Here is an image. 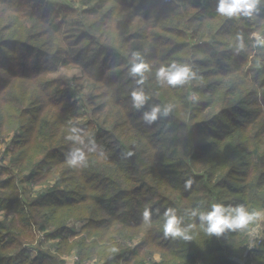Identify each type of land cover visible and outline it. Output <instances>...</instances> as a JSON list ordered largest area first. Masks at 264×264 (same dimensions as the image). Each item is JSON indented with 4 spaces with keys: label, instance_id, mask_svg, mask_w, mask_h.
Returning a JSON list of instances; mask_svg holds the SVG:
<instances>
[{
    "label": "trees",
    "instance_id": "16d2710c",
    "mask_svg": "<svg viewBox=\"0 0 264 264\" xmlns=\"http://www.w3.org/2000/svg\"><path fill=\"white\" fill-rule=\"evenodd\" d=\"M136 1L78 0V8H66L0 0V97L14 108L21 131L11 143L18 146L13 167L34 178L47 166L45 174L57 176L36 200H25V218L49 240L82 234L72 252L83 264L95 257L101 264H237L243 256L264 264V242L247 246L256 220L209 237L186 212L214 203L264 210V53L251 63L253 73L245 69L249 36L264 22L263 3L250 22L218 15L217 0ZM134 54L150 68L142 84L129 74ZM173 62L190 65L195 77L176 87L159 82L156 71ZM69 65L78 69L73 87L86 91L82 105L65 81L45 77ZM141 88L147 99L135 108L131 92ZM156 106L161 113L149 124L144 114ZM71 127L96 145L85 149L86 164L77 168L61 156L78 146L67 139ZM3 189L9 188L0 185V211L23 212ZM169 207L192 225V240L164 237ZM145 209L153 210L150 223ZM71 219L82 223L77 232L67 230ZM19 236L12 222L0 227V264L64 263L47 252L30 258Z\"/></svg>",
    "mask_w": 264,
    "mask_h": 264
},
{
    "label": "rangeland",
    "instance_id": "374dc122",
    "mask_svg": "<svg viewBox=\"0 0 264 264\" xmlns=\"http://www.w3.org/2000/svg\"><path fill=\"white\" fill-rule=\"evenodd\" d=\"M127 1H135V3L138 2L136 0H127ZM48 2H50L51 4L56 3L62 6L64 5L66 6V8H71L72 6L78 8L80 6L78 0H48ZM109 4L110 3H107L106 6H108ZM84 8H89V7L87 6ZM61 9L63 8H58V10ZM52 10L54 11L56 10V5L52 7ZM262 11H264L263 8ZM55 12L58 13V11ZM58 15L63 16L62 13H58ZM249 20L250 22H254L257 20V18L251 16ZM260 25L261 27L260 28L258 27L257 29L253 27L252 31L254 32H252L249 36V40L252 42V45L248 51V61L245 63L246 64L245 69L248 70L250 73H253V71L250 70L253 69L252 67L253 65L251 63H253L254 60H261V53H264L258 51L259 46L254 45V37L252 36L253 33L264 34V22L263 21L260 22ZM28 53H30V51L26 50L22 54H28ZM25 64L26 66H29V63L27 61H25ZM16 67L18 68L17 70L21 69L20 66H16ZM74 75L78 76V69L76 67L69 65L66 67L60 66L55 72L49 73L45 77L48 80L65 81L68 84V86L71 88V90H73L74 98L77 99L78 104L82 105L83 103L86 102L87 99L86 91L73 87L72 77ZM34 90L35 87L29 89L28 91L29 96L25 99V103L31 99V94ZM3 97H0V113H4V115L0 117V172L2 173L0 174V185H4V186L6 185V187H8L9 190H11V196L16 197V199H19V201L23 204L22 205L23 212L22 210H18V207H11L1 210L0 227H2L3 224H9L10 222H12V226L17 231H19L20 234L19 239L23 244V248L29 251L30 258L36 257L37 255L40 254V252L42 253L47 252L51 256L57 257V260H63L64 261L63 264H83V263H79L77 257L75 256V253L72 252L75 250L76 240L80 238L82 234L73 237L68 236L65 240H60V242H58V239L49 240L47 238H44L43 233L39 231L37 228H35V226L31 223V221L28 222L27 219L25 218L26 215L24 214V212L25 210H27L26 204H24L26 202L25 200L27 199L36 200V196H35L36 194L56 184L57 176L55 174H52V171L49 172L48 174H45L47 166L43 167L41 171L37 172L34 178H30V176H28L27 171L25 172L18 171L15 169V167H13L14 165L12 163L13 152H15L18 146H14V144L12 145L11 143L12 140H14V135H16L21 131L16 132L18 128L17 127L18 125H16L17 122L15 123L11 118V116L15 115L14 108L7 106L6 103L4 102ZM33 128L34 127L27 128L30 130L28 135L32 133V141L36 134L34 131L32 132ZM32 141L30 142V144L32 143ZM21 151H23V148ZM67 151L65 150L62 151L61 156H66V154L68 153ZM25 160L26 159H24V161ZM6 179L10 180V182L8 183ZM9 190L6 189L5 191V189H3V191L6 193H8ZM7 206H9V204ZM35 212L37 211H34V213ZM260 212L264 213V210H261ZM19 213L21 214V217ZM71 220L72 221H69L70 223L68 222L69 224H67L68 227L67 230H73L77 232L80 229V226H82V223H79V221H75L73 219ZM255 227H257L259 231L262 230V234H258ZM256 237H261V238L264 237V215H262L259 219H257L255 225L250 229L248 233V243H247L248 247L253 245V244L250 245L251 242L250 239H255ZM106 238L104 240H106ZM113 244L114 243L110 245ZM95 247H96V251L98 252L100 248L98 247L97 244H95ZM57 248L59 249V251L55 250ZM153 259L159 260V255L154 254ZM243 259L244 256L243 258L241 257L239 259H236L237 261L236 260L235 261L237 262V264H242ZM101 262L102 261L98 260V258L95 257L93 260L85 264H101Z\"/></svg>",
    "mask_w": 264,
    "mask_h": 264
},
{
    "label": "clouds",
    "instance_id": "9594fccd",
    "mask_svg": "<svg viewBox=\"0 0 264 264\" xmlns=\"http://www.w3.org/2000/svg\"><path fill=\"white\" fill-rule=\"evenodd\" d=\"M264 3V0H217L216 13L220 16L235 18V17H251L258 14L259 5ZM254 45L264 47V34L253 33ZM238 47H245L243 37H238ZM150 71L149 65L146 64L138 54H134L130 61L129 74L133 77H139L137 83L144 82V73ZM196 73L188 64H180L173 62L171 65L162 66L156 71V79L162 84L176 87L186 84L189 80L195 77ZM131 99L135 108H140L146 101L147 96L143 89H135L131 92ZM170 111V106L163 109V115L167 116ZM161 113L159 106L153 107L150 112L144 114V120L151 124L157 120L158 114ZM67 139L72 141L77 147H73L66 154V162L70 167L77 168L86 164V151H95L96 145L89 137L88 133L81 128L71 127ZM91 145V147H88ZM193 181L189 179L185 182V187L190 188ZM159 213V209H155ZM190 218H198L200 228L203 232L211 236H220L229 231H237L247 228V226L259 219L264 213L256 210H250L245 205H225L222 203H214L206 209L199 207L191 210H186ZM153 215L152 209H145L142 213L143 221L150 223ZM163 235L165 238L171 237L181 238L185 241L192 240L190 229L192 225L184 224V216L178 215L175 208L169 207L164 210L163 214Z\"/></svg>",
    "mask_w": 264,
    "mask_h": 264
},
{
    "label": "built area",
    "instance_id": "2783aa9c",
    "mask_svg": "<svg viewBox=\"0 0 264 264\" xmlns=\"http://www.w3.org/2000/svg\"><path fill=\"white\" fill-rule=\"evenodd\" d=\"M171 0H164V2H170ZM256 228V231L258 232V234H262V230L261 231H259L258 230V228L257 227H255ZM254 228V229H255ZM251 240V242H250V245L251 244H253L252 246H249V248L250 249H253V248H255V247H257V246H259V245H261L263 242H264V237H256L255 239H250ZM245 255H246V253H245ZM246 257H244V259H243V263L242 264H245V261H246ZM246 264H250V263H247V261H246Z\"/></svg>",
    "mask_w": 264,
    "mask_h": 264
}]
</instances>
